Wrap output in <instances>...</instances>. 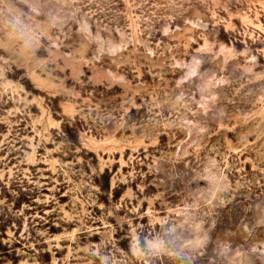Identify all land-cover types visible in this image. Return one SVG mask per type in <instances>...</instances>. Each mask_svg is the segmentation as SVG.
Returning a JSON list of instances; mask_svg holds the SVG:
<instances>
[{
    "label": "rangeland",
    "instance_id": "rangeland-1",
    "mask_svg": "<svg viewBox=\"0 0 264 264\" xmlns=\"http://www.w3.org/2000/svg\"><path fill=\"white\" fill-rule=\"evenodd\" d=\"M0 264H264V0H0Z\"/></svg>",
    "mask_w": 264,
    "mask_h": 264
}]
</instances>
